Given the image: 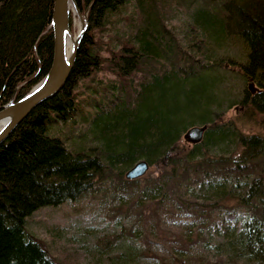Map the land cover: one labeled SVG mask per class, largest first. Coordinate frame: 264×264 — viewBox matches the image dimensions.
Segmentation results:
<instances>
[{"label":"trees","instance_id":"obj_1","mask_svg":"<svg viewBox=\"0 0 264 264\" xmlns=\"http://www.w3.org/2000/svg\"><path fill=\"white\" fill-rule=\"evenodd\" d=\"M76 2L88 28L67 81L0 143V264H63L29 217L113 194L163 262L264 264V135L218 119L237 101L207 76L228 71L222 43H242V78L260 90L248 83L238 103L245 119L264 114V0ZM54 3L0 0V110L48 73ZM61 122L88 144L53 133ZM140 160L148 173L127 179Z\"/></svg>","mask_w":264,"mask_h":264},{"label":"rangeland","instance_id":"obj_2","mask_svg":"<svg viewBox=\"0 0 264 264\" xmlns=\"http://www.w3.org/2000/svg\"><path fill=\"white\" fill-rule=\"evenodd\" d=\"M70 22L72 34L78 35L82 22L73 7ZM173 22L174 25H181L178 21ZM121 29L119 26L118 31ZM222 45L220 52L226 61L225 68L228 71L224 73L213 71L207 75L208 80L214 82L216 91L219 88L218 95L222 103L227 104L230 96L237 103L221 113L220 117L218 115V119L233 121L245 133L264 135V114L257 113L253 118L245 119L244 108L238 103L245 98V89L249 83L242 78L240 67L245 62L246 48L233 39ZM100 76L105 78L101 74ZM51 131L56 135L65 134L73 137L82 131V128L73 129L71 122H61L53 125ZM83 134L84 130L79 136L69 139L72 147L88 144V141L83 140ZM183 139L184 143L190 145L185 138ZM153 209L154 207H151L147 212L149 220L152 221ZM126 213L128 207L120 205L114 194L102 198L88 197L81 201L66 202L60 206H48L37 210L29 217L28 229L45 242L53 255L63 264L71 261L78 264H172L168 259L163 262L161 257L156 256L149 234L144 240L137 236L139 233L137 226ZM160 235L163 236V231H160Z\"/></svg>","mask_w":264,"mask_h":264},{"label":"water","instance_id":"obj_3","mask_svg":"<svg viewBox=\"0 0 264 264\" xmlns=\"http://www.w3.org/2000/svg\"><path fill=\"white\" fill-rule=\"evenodd\" d=\"M72 7L79 15L82 25L81 30L74 42L71 54H67V35L72 36L70 13ZM54 54L48 73L41 79L26 95L18 101L12 99L0 110V121L7 120L8 123L0 130V143L3 142L14 128L20 124L30 112L43 101L55 95L62 85L67 81L76 61L81 40L87 31L88 20L83 14L76 0H55L53 20ZM249 90L252 93L260 89L253 81L249 82ZM208 125H195L190 127L184 134L186 142L199 144L203 141ZM150 170V164L146 160L138 161L125 174L129 180L145 176Z\"/></svg>","mask_w":264,"mask_h":264},{"label":"bare ground","instance_id":"obj_4","mask_svg":"<svg viewBox=\"0 0 264 264\" xmlns=\"http://www.w3.org/2000/svg\"><path fill=\"white\" fill-rule=\"evenodd\" d=\"M196 1V0H194ZM77 36L78 35H67V42H66V46H67V54L70 55L71 54V50L73 49L74 47V42L75 40L77 39ZM8 123V119L7 120H2L0 121V130L3 129V127Z\"/></svg>","mask_w":264,"mask_h":264}]
</instances>
